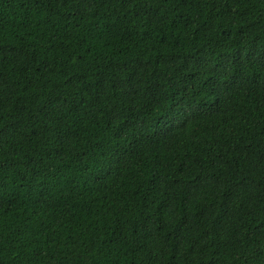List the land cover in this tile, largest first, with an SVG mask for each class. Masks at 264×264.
<instances>
[{"label": "trees", "instance_id": "16d2710c", "mask_svg": "<svg viewBox=\"0 0 264 264\" xmlns=\"http://www.w3.org/2000/svg\"><path fill=\"white\" fill-rule=\"evenodd\" d=\"M0 193V264H264V0H0Z\"/></svg>", "mask_w": 264, "mask_h": 264}, {"label": "snow or ice", "instance_id": "6c2138e0", "mask_svg": "<svg viewBox=\"0 0 264 264\" xmlns=\"http://www.w3.org/2000/svg\"><path fill=\"white\" fill-rule=\"evenodd\" d=\"M185 117H184V114H182V113H174L173 115H172V119L173 120H176V121H180V120H183ZM0 195H2V193H0ZM3 211V207L2 206H0V212H2Z\"/></svg>", "mask_w": 264, "mask_h": 264}]
</instances>
